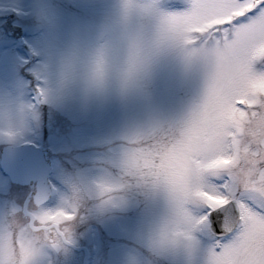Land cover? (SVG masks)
Listing matches in <instances>:
<instances>
[{
	"label": "clouds",
	"instance_id": "1",
	"mask_svg": "<svg viewBox=\"0 0 264 264\" xmlns=\"http://www.w3.org/2000/svg\"><path fill=\"white\" fill-rule=\"evenodd\" d=\"M172 2L114 0L112 31L120 34L118 44L105 38L108 34H102V42L90 49L73 44L51 73H44L41 101L76 91L85 102L103 98L112 91L126 97L141 86L151 64L165 54L179 57L186 66L200 65L206 84L208 66L203 53L214 46L213 38L188 34L168 25L170 17L182 13L162 9L163 4ZM180 2L190 4V0ZM261 62L264 48L254 56L251 65L257 76L264 77V72L255 70ZM257 104L259 116L245 125L241 168L247 159L244 149L249 138L264 144V96L257 98ZM192 109L179 121L159 122L127 136L115 163L98 161L95 177L75 176L66 182L67 192L57 208H44L45 198H40L30 208L13 206L0 213V264H67L78 229L94 216L103 217L119 210L133 194L147 202L161 203V211L148 225L147 264H204L193 249L194 239L201 245L204 239L189 227L178 210L162 169L164 149L170 150L172 142L179 139L182 124ZM34 116V106L22 97L0 95V140L22 139L29 119ZM197 207L196 200L185 204L191 213ZM127 264L139 262L130 257Z\"/></svg>",
	"mask_w": 264,
	"mask_h": 264
},
{
	"label": "rangeland",
	"instance_id": "2",
	"mask_svg": "<svg viewBox=\"0 0 264 264\" xmlns=\"http://www.w3.org/2000/svg\"><path fill=\"white\" fill-rule=\"evenodd\" d=\"M188 7L180 0L162 5L170 13ZM115 16L114 0H0V95L22 97L35 112L22 139L0 140V153L7 146L30 145L49 152L54 195L43 206L46 209L60 205L70 178L90 179L97 175L98 161L115 163L127 136L159 122L179 121L203 98L204 69L198 64L186 66L179 57L165 54L151 64L141 86L126 97L112 91L85 102L76 91L47 102L40 98L38 107L35 94L44 87V73L50 74L73 44L93 48L102 42V34L118 44L120 34L112 31ZM255 70L264 72V62L256 64ZM10 185L0 169V213L20 207L7 199L10 191L22 201V209L30 193L29 187ZM160 211L161 203L133 194L119 210L84 223L75 246L89 249L90 264H127L130 257L147 264L148 225ZM201 247H207L206 240ZM71 253L67 264H81L82 257Z\"/></svg>",
	"mask_w": 264,
	"mask_h": 264
},
{
	"label": "snow or ice",
	"instance_id": "3",
	"mask_svg": "<svg viewBox=\"0 0 264 264\" xmlns=\"http://www.w3.org/2000/svg\"><path fill=\"white\" fill-rule=\"evenodd\" d=\"M166 23L213 38L203 98L183 122L179 139L164 149L163 174L189 227L207 241L193 249L204 264H264V144L244 149L246 122L259 116L264 77L252 70L264 48V0H190ZM41 96L42 89H37ZM239 169V171H237ZM196 200L194 213L185 204Z\"/></svg>",
	"mask_w": 264,
	"mask_h": 264
},
{
	"label": "water",
	"instance_id": "4",
	"mask_svg": "<svg viewBox=\"0 0 264 264\" xmlns=\"http://www.w3.org/2000/svg\"><path fill=\"white\" fill-rule=\"evenodd\" d=\"M39 96H36L38 102ZM2 170L14 183L28 185L38 183L37 199L45 198L46 204L52 197L50 176L52 164L47 159L45 151L35 146H23L19 148L7 147L2 150ZM43 204V205H44ZM82 251V249H77ZM84 264H88L89 253L87 250Z\"/></svg>",
	"mask_w": 264,
	"mask_h": 264
},
{
	"label": "flooded vegetation",
	"instance_id": "5",
	"mask_svg": "<svg viewBox=\"0 0 264 264\" xmlns=\"http://www.w3.org/2000/svg\"><path fill=\"white\" fill-rule=\"evenodd\" d=\"M13 204L15 203V204H18L19 203V201L16 199V197H15V199H13ZM31 202H33L32 200H31ZM31 202H30V204H31ZM21 206V205H20ZM19 208H21V207H19ZM7 210H9V209H7ZM81 255H83V254H81Z\"/></svg>",
	"mask_w": 264,
	"mask_h": 264
}]
</instances>
